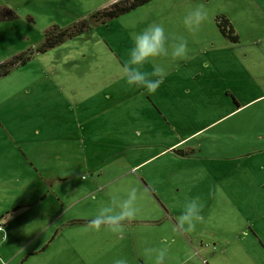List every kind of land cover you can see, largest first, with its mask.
<instances>
[{
	"label": "rangeland",
	"instance_id": "rangeland-1",
	"mask_svg": "<svg viewBox=\"0 0 264 264\" xmlns=\"http://www.w3.org/2000/svg\"><path fill=\"white\" fill-rule=\"evenodd\" d=\"M114 1L0 0V62L18 54L29 57L0 77V237H7L0 259L6 264H60L62 259L74 264L77 248H89L91 258L100 254V260H107L113 255L107 248L125 239L89 228L90 220L72 226L63 221L71 215L93 217L112 195L123 197L131 187L138 189L137 214H181L185 202L195 197L217 208L218 198L211 195L215 188L196 186L199 173L190 172L198 160L207 162L204 146L215 141H225L228 148L239 144L236 152L243 155L221 161L230 169L224 177L228 195L229 184L239 189L238 177L249 178L237 201L225 199V214L244 220L264 214V0H149L104 22L89 17ZM201 4L206 19L188 29L184 17ZM83 22L79 33L37 51L47 38L55 40L58 31ZM152 23L162 24L167 36L186 39L188 54L180 60L157 57L143 66L150 72L157 63L167 70L164 82L150 93L127 86L121 67L133 45L131 34ZM226 112L212 129L198 130ZM26 153L40 165L37 172L30 167V182L17 180L29 164ZM227 154L235 151L230 148ZM149 156L137 167L161 166L151 177L161 204L132 181L136 173L150 172H126ZM237 161L249 169L235 170ZM66 173L69 178L57 186L54 177ZM119 174L106 190H94L97 185L89 181L96 175L101 183ZM54 188L65 198L75 193L79 200L59 215V226L43 228L46 213L58 206ZM224 231L180 234L178 243L201 242L213 253L224 241L244 243L250 258L264 264L257 236L248 232L252 240L246 241L239 231ZM161 235L152 229L138 237L141 244L158 246ZM260 237L264 242V234ZM29 250L35 252L28 255Z\"/></svg>",
	"mask_w": 264,
	"mask_h": 264
},
{
	"label": "crops",
	"instance_id": "crops-1",
	"mask_svg": "<svg viewBox=\"0 0 264 264\" xmlns=\"http://www.w3.org/2000/svg\"><path fill=\"white\" fill-rule=\"evenodd\" d=\"M214 86V85H212ZM212 90V88H211ZM215 91V90H212ZM237 100V99H236ZM237 102V101H236ZM239 104H236L235 107L237 108ZM233 109V108H232ZM232 109L229 111L231 112ZM234 110V109H233ZM229 113V112H228ZM227 112L219 115L217 118H212L210 121L206 122V124L203 125V127L199 128L198 130H201L203 128H207L206 130L212 129L216 125L215 122L219 120L220 118L226 116L228 114ZM222 122V121H221ZM197 130V131H198ZM195 133V132H194ZM192 133V134H194ZM217 136V135H216ZM213 135V137H216ZM223 142V144H222ZM225 141H215L214 143H210V145L204 146V148L208 149L209 153L205 154L203 157V160L205 159L207 162H201L198 160V163L192 164L190 166V172H196L199 173L197 176V179H194L193 182L196 183V186H207L211 184L213 188V192L211 195L213 198H218V207L215 209H211L210 204L208 206L209 202H206L205 199L200 200V204H202V211L200 213L201 220L196 223V227L194 231L191 232H177L174 228L175 224V218L180 214H136L135 218L132 220L125 221L123 223L124 227V234L123 238L118 236L117 234L112 233L107 228L105 229L106 233H109L110 235L115 236L116 240L118 239H125V242L122 240L121 242L115 241L113 244H111L107 248V252L112 251V256L102 261L100 260V254L96 256V258H91V249L89 248H77L75 249V253L78 256H75L76 263L74 264H114V261L117 258H125L127 260V264H153V259H150L149 257L144 255V249L146 248H167L168 253L167 256L163 262V264H202L200 261H202L204 264H262L261 259L255 258L254 260L250 258L248 251L249 246L246 244H231L224 241L222 245H220V249H218V252L213 253L205 248V245H202L200 242L198 245H181L178 243V236L181 234L183 236H195V235H207V234H214L216 232H225L224 230L227 229L226 232L230 233H237V231L240 232L241 236H245L244 239L252 240L251 238L247 237L248 232H251L252 235L257 236L260 241L262 242V245L264 246L263 239L260 237L261 234H264V214H261V218H259V215L256 216H250L248 219L244 220L242 215L237 216L235 214H225V199L230 200L231 202L237 201L236 197L242 196V191H244L245 187L243 183L248 182L249 178L247 174L245 176H239L238 181L241 182V185L239 186V189L236 188V186L230 187V195H228V189H227V182H225L224 177L227 174V172H230V169L225 166V164H222L223 161L227 160L228 156L229 158H240L242 153H237L236 149L239 148V144L234 143L231 145V147H226L224 144ZM237 147V148H236ZM231 148V150L235 151L234 155H228L227 152ZM191 153H194V150H191ZM157 154V153H154ZM247 156V155H246ZM150 157H147L145 160L130 165L128 169H124L127 173H130L133 171H140L146 164L141 165L137 167L142 162L148 160ZM188 157H192L189 155ZM26 158L29 160L28 165L22 167L25 175H21L17 180H28L30 182V167L32 171H38L37 168H39L40 165L35 164L32 160V155L30 153H26ZM222 161V163H221ZM243 162H238L235 164L236 169L240 170ZM235 166L231 167L234 168ZM251 166V165H249ZM154 168L144 169L141 171L144 172H150L148 173H136L134 179L132 181L140 182L144 188H146L147 194H149L152 197H155L156 201L161 204L158 191L156 190V182L151 177L154 176L155 172H158L160 170V165H153ZM257 167H255L256 169ZM121 175L112 176L105 178L101 183L95 181L94 179L97 178L95 175L93 179H90L89 181L93 182L91 184H96L97 187L94 188V190H106L107 186L110 182L114 181L115 179L119 178ZM132 176H134L132 174ZM245 177V178H243ZM57 179L56 185L61 187L63 186V182H65L66 179L69 178V175L63 174L61 176L54 177ZM245 181V182H244ZM62 183V184H61ZM194 183V184H195ZM32 190H34L33 186L30 185ZM53 193L54 201L56 203L57 208L53 209V211H50L46 213L47 218L43 222L44 226L43 228H55L61 224V222L55 223L57 220H59L60 214H67V207H71L77 204L79 197L76 196L74 193H70L69 198H65V192H61L58 189V192L51 191ZM106 194H109L107 191H104ZM232 195L235 197L233 198ZM42 199V198H40ZM68 214H78V213H68ZM80 217V216H79ZM94 217V216H93ZM93 217L90 218H81L79 219L78 216H70L68 219L63 221L64 225H75L79 220L85 221V220H92ZM31 220L33 219L32 215L30 216ZM8 223V221H7ZM55 223V224H54ZM246 233H243L245 229ZM152 229H159V231H162V235L159 237L160 244L156 246L155 244H141L140 238L138 237L139 234H141V231H149ZM57 232V231H56ZM243 233V234H242ZM30 234H34L33 231H30ZM39 234L37 233L36 236ZM170 236V238L163 239V236ZM54 236V235H53ZM48 238V237H47ZM5 240V237H0V249L3 245L2 241ZM30 240H32V237H30ZM50 241V239H49ZM49 243V242H48ZM46 245L44 244L40 249L37 251L43 249ZM160 246V247H159ZM96 248V247H95ZM100 249V248H96ZM35 251H28V255L30 253H33ZM200 259V261L198 260ZM60 264H69L65 260H60Z\"/></svg>",
	"mask_w": 264,
	"mask_h": 264
},
{
	"label": "clouds",
	"instance_id": "clouds-1",
	"mask_svg": "<svg viewBox=\"0 0 264 264\" xmlns=\"http://www.w3.org/2000/svg\"><path fill=\"white\" fill-rule=\"evenodd\" d=\"M206 16L204 5L201 4L188 12L183 23L191 29L200 25ZM131 39L133 45L129 50L128 59L121 67L123 78L127 86H140L150 93L155 92L164 82L167 70L157 63H153L150 72L142 71L143 66L157 57L171 56L174 60H180L186 58L188 54L187 40L182 37L167 36L162 24L152 23L140 33L133 32ZM137 200L136 187H131L123 197L119 194L112 195L109 202L101 204L93 219L89 221L88 227L95 230L104 227L123 238V223L135 218L138 212ZM201 211L202 204L199 202V197L186 201L181 214L175 218V230L177 232L194 231L196 223L201 220ZM0 231L4 232L3 226L0 227ZM5 238H7L6 235ZM167 253V248L144 249V255L153 259V264H163ZM0 264H6V262L0 259ZM114 264H127V260L117 258Z\"/></svg>",
	"mask_w": 264,
	"mask_h": 264
},
{
	"label": "trees",
	"instance_id": "trees-1",
	"mask_svg": "<svg viewBox=\"0 0 264 264\" xmlns=\"http://www.w3.org/2000/svg\"><path fill=\"white\" fill-rule=\"evenodd\" d=\"M148 1L149 0H116L107 7L93 12L89 17L95 22H104V20L115 18ZM216 23L219 26L220 30L221 23ZM84 26H86V24L83 22L80 23L76 28L74 27L73 30L62 29L58 31L55 40H50L49 38H47L46 41L42 44L41 48L37 51H43L44 48L52 47L53 45L62 41L65 37H71L74 34L79 33L80 31H82ZM220 32L223 34L221 30ZM28 58L29 57H22L21 54H18L6 61L0 62V77L8 74L14 66L25 64Z\"/></svg>",
	"mask_w": 264,
	"mask_h": 264
}]
</instances>
